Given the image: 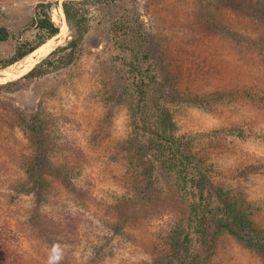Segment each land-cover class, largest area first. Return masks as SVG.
<instances>
[{
    "label": "rangeland",
    "instance_id": "1",
    "mask_svg": "<svg viewBox=\"0 0 264 264\" xmlns=\"http://www.w3.org/2000/svg\"><path fill=\"white\" fill-rule=\"evenodd\" d=\"M64 1L0 0V27L12 35L0 59L39 41L34 27L24 29L37 4L59 29L32 67L0 77V264H182L183 250L169 243L189 224L181 192L153 152L140 150L147 135L135 128L162 111L217 192L203 263L264 264V55L248 47L259 28L264 40V22L217 10L223 0H74L88 26L77 56L27 81L35 65L65 53L50 56L71 39ZM211 18L246 41L206 30ZM113 23L131 30L113 34ZM131 51L147 54L139 63L154 77L137 115L133 74L121 63ZM12 65L4 71L23 63ZM148 178V206L122 221L119 203Z\"/></svg>",
    "mask_w": 264,
    "mask_h": 264
},
{
    "label": "trees",
    "instance_id": "2",
    "mask_svg": "<svg viewBox=\"0 0 264 264\" xmlns=\"http://www.w3.org/2000/svg\"><path fill=\"white\" fill-rule=\"evenodd\" d=\"M87 2H94L101 6H106L108 4H113L117 0H86ZM79 2L74 0L64 1L61 4V9L64 15L65 22L71 30V39L67 44L53 51L50 56H53L56 52L65 51V53L58 57L55 62L50 61L51 58L47 57L40 63L35 65L29 72H27L23 79L31 81L44 76L49 66L53 63H57V66L63 65L66 67L69 65L77 56L79 49L82 45L83 37L88 30L87 20L83 14L76 9V5ZM47 4L39 3L35 7L34 16L30 19L27 26L24 27L28 30L34 27L40 37L39 41L34 45L28 42L18 43L12 55L0 59V68H7L12 64L24 59L26 56L35 51L40 47L47 39L56 36L59 32L58 27L51 21L49 15L47 14ZM221 8L230 10L236 17H246L251 18L252 22L256 21L257 26H260L264 22V5L260 6L259 3L252 2L251 0H223L217 10ZM221 22L225 18L221 15ZM207 18V17H206ZM231 20L226 18L224 22H230ZM206 30L211 29L214 33L225 35V39L233 42L234 44L241 45L246 39L245 36L238 33L235 29H228L225 33V24H217L214 18H211L207 24H204ZM258 29V28H257ZM110 30L113 34L116 32H122L123 35H127L128 30H131L129 26H125L123 23H119L117 26L113 23ZM258 34H254L253 38H248V47L254 49L264 55V40L261 39L260 34L263 33L262 29H258ZM261 32V33H260ZM12 35L4 27H0V43L6 42ZM123 48H128L127 45H121ZM139 50V46H136ZM130 58H122L121 63L127 65L129 70L133 74V88L137 99V107L134 112L135 115L140 110V105L145 103L147 100L146 87L150 83H153L154 77L145 72L143 73V68L140 65L145 59H147V54H141L138 56L137 53L131 51ZM46 56V55H45ZM139 57V58H138ZM115 58H118L117 56ZM140 59V63H139ZM143 64V63H142ZM33 66V65H32ZM29 66L27 68H30ZM18 77V76H17ZM16 77V78H17ZM147 81V82H146ZM142 106V105H141ZM138 116L136 117V119ZM171 122L169 117L163 111L156 117V119L150 124L149 121L139 122V118L136 121L135 128L141 134L147 135V142L145 145L139 144L141 151L150 150L153 152L154 161L160 167L163 172L165 181L169 182L167 176L173 178L175 181V187L181 192L182 199L186 208V218L185 220L190 224L175 228L174 236H183V242L179 244L174 240V236H170L169 243L173 245V251L178 249L183 250L182 264H204L202 260V250L208 243V231L212 227V223L217 217V206H214V199L217 198V192L212 187H210V181L208 179L207 173L200 166V164L193 158L192 155L186 152V147L183 145L176 144L173 137L170 134ZM147 185L150 186V179L147 182L140 181L137 187L134 186V196L130 199H125L119 204L120 219L122 221L128 222L132 220V217L139 216L141 210H145L148 206V199L145 190ZM154 194V193H153ZM118 208V207H117ZM134 218V219H135ZM190 227L191 234L195 238L193 246H190L189 239L186 235L187 228ZM264 255V253H263Z\"/></svg>",
    "mask_w": 264,
    "mask_h": 264
},
{
    "label": "bare ground",
    "instance_id": "3",
    "mask_svg": "<svg viewBox=\"0 0 264 264\" xmlns=\"http://www.w3.org/2000/svg\"><path fill=\"white\" fill-rule=\"evenodd\" d=\"M49 46H51V44L47 43V44H44L43 46H41L40 48H38L36 51L32 52L31 54H29L28 56H26L24 59H22L20 62L23 63V66L22 65H17L19 66L20 69H17V71H9L12 66L14 65H11L9 66V70L6 69L4 71V69L2 71H0V77H12V76H18V74L23 70L25 69L27 66L35 63L43 54L46 53V51H48L49 49ZM16 64V63H15ZM18 64V62H17ZM18 68V67H17ZM23 68V69H22ZM12 69V68H11ZM12 79V78H11Z\"/></svg>",
    "mask_w": 264,
    "mask_h": 264
}]
</instances>
